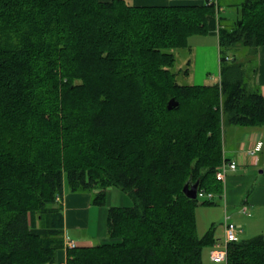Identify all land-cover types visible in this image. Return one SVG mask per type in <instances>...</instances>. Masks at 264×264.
<instances>
[{"label": "trees", "instance_id": "trees-1", "mask_svg": "<svg viewBox=\"0 0 264 264\" xmlns=\"http://www.w3.org/2000/svg\"><path fill=\"white\" fill-rule=\"evenodd\" d=\"M218 5L0 0V264H59L64 188L103 204L109 186L131 205L109 206L108 240L64 264H202L212 229L197 236L183 186L221 194L224 125L264 126V94L221 56L264 45V0H228L229 25ZM212 15L218 80L180 83L173 49ZM226 264H264V235L229 242Z\"/></svg>", "mask_w": 264, "mask_h": 264}, {"label": "crops", "instance_id": "crops-1", "mask_svg": "<svg viewBox=\"0 0 264 264\" xmlns=\"http://www.w3.org/2000/svg\"><path fill=\"white\" fill-rule=\"evenodd\" d=\"M107 1V0H102ZM134 5H168V4H202L206 0H125ZM216 7L218 14L228 11L225 6L219 3ZM219 21L215 16L207 18V33L215 36L217 41V28ZM256 69L254 85L262 94H264V45L257 47L255 55ZM218 80V79H217ZM215 79L213 81H217ZM260 142V149L253 155L247 153V150ZM222 152L225 158L236 162L235 170H228L225 181L222 184L221 194L215 192L211 199V204L197 203L194 209L195 229L197 236H203L209 229H212L214 242L223 239L224 225L223 215L227 213L229 219L240 225L243 230L239 238H248L256 234L264 235V177L252 178L246 174L251 166H260L264 168V126H224ZM260 164V165H258ZM220 167V166H219ZM260 168L258 172H262ZM241 172V173H240ZM114 186L106 189L105 201L107 198L115 196L120 206H129L128 198ZM92 196L87 192H74L64 188L61 197L62 214H63V237L70 238L78 245H91L94 238L97 242L108 240L107 234V210L109 206L118 204H96L91 200ZM247 204L248 213L243 214L239 211L241 204ZM99 207L97 213H91L93 207ZM97 222L95 233H89L90 221ZM212 245V244H211ZM211 245L205 246L201 252L202 264H226L223 260H212L209 257ZM66 248L60 249L56 253V262L65 263Z\"/></svg>", "mask_w": 264, "mask_h": 264}, {"label": "rangeland", "instance_id": "rangeland-1", "mask_svg": "<svg viewBox=\"0 0 264 264\" xmlns=\"http://www.w3.org/2000/svg\"><path fill=\"white\" fill-rule=\"evenodd\" d=\"M228 0H219L221 5L225 6V9L229 8L226 6ZM228 10V9H227ZM220 16L222 18L220 19V22L222 25H229L232 23L233 16L232 14H228V11L225 13V11L220 12ZM224 17V18H223ZM227 17V19H226ZM186 47L181 48H174L173 52L176 57L175 59V67L179 68L180 74H177L176 79L180 83H194V84H205L212 82L213 79L217 80L219 76V70H220V52L219 47L216 41L215 36L209 35V33L204 34H198V35H192L189 37L187 41ZM248 48L241 47L240 49H232L227 50L221 47V56H224L226 54L232 55L237 57V60L242 62L243 67L245 69V80L248 83V86L251 88L254 86V68L256 67V61L254 57H251L247 53ZM188 61V63H187ZM187 68L188 72L187 74L184 73L183 69ZM260 91V90H259ZM226 126H233L231 124H225ZM223 154V152H222ZM264 155V152H263ZM260 165V164H258ZM260 166H251L246 174H250L252 178H262L264 177V168L261 169L262 172H258ZM229 172V171H228ZM226 173V175L228 174ZM241 173V172H240ZM226 177V176H225ZM225 181V178H224ZM223 181V182H224ZM221 186L223 184L222 181ZM114 190H118L123 195H125L128 200L129 204L132 203V200L130 196L125 193L124 191H121L118 187H113ZM215 199L218 196H214ZM213 197V198H214ZM202 199L198 198L197 203H201ZM104 206H107L108 204H118L120 205L119 200L112 195V197H108L107 200L104 202ZM109 206V205H108ZM99 210V207H93L91 209V213H97ZM97 228V222L95 220L90 221V231L89 233H95ZM94 243H98L96 238H94Z\"/></svg>", "mask_w": 264, "mask_h": 264}, {"label": "built area", "instance_id": "built-area-1", "mask_svg": "<svg viewBox=\"0 0 264 264\" xmlns=\"http://www.w3.org/2000/svg\"><path fill=\"white\" fill-rule=\"evenodd\" d=\"M213 1L216 4V0H209ZM260 142H257L253 147L247 150V153L253 155L257 150L260 149ZM236 169V162L234 160L225 158L222 155V161L220 167L216 171V177L223 181L226 173L228 170H235ZM196 197L202 200H211L214 197V193L211 191H206L205 189H197ZM58 199V198H57ZM239 211L243 214L248 213V206L247 204H241ZM223 225H224V234L223 239L217 242L212 243L211 248L209 249V257L212 260H223L226 261L227 257V245L231 241H236L240 233L242 232L243 228L240 225H237L234 221L229 219V215L224 213L223 215ZM77 245L76 241L64 237V247L65 248H73ZM64 264V263H61Z\"/></svg>", "mask_w": 264, "mask_h": 264}, {"label": "water", "instance_id": "water-1", "mask_svg": "<svg viewBox=\"0 0 264 264\" xmlns=\"http://www.w3.org/2000/svg\"><path fill=\"white\" fill-rule=\"evenodd\" d=\"M177 103H178L177 100L174 97H171L168 99L166 107L168 109H171L174 106H176ZM198 183H199L198 180H195L192 183L186 182L183 186V192L185 193V195L188 196L189 198H196Z\"/></svg>", "mask_w": 264, "mask_h": 264}]
</instances>
